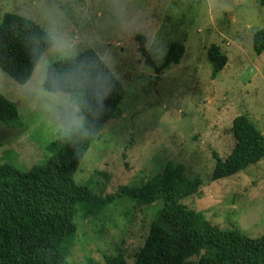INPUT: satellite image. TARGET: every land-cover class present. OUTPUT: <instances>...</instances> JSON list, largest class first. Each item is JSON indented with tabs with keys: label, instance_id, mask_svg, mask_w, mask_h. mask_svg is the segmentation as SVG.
<instances>
[{
	"label": "rangeland",
	"instance_id": "obj_1",
	"mask_svg": "<svg viewBox=\"0 0 264 264\" xmlns=\"http://www.w3.org/2000/svg\"><path fill=\"white\" fill-rule=\"evenodd\" d=\"M22 2L0 0V24L5 14L17 16ZM135 3L140 30L123 41L102 34L126 93L115 117L89 145L74 181L104 195L136 187L168 162L182 163L188 176L198 175L203 182L183 201L189 208L222 230L237 227L250 238L264 236V159L219 181L210 178L213 153L225 158L232 148L229 128L235 116L245 115L264 136V52L256 56L252 49V34L264 29V7L257 0ZM137 36L144 38L156 66L170 43H182L180 62L156 74L141 55ZM0 37L5 38L3 31ZM211 45L227 57L213 80L206 55ZM17 86L0 69V94L15 104L21 122L17 127L0 124V165L25 171L51 155L47 146L56 133L25 108ZM131 206L129 200L116 201L89 217L77 231L70 262L104 264V256L118 252L134 264L150 213Z\"/></svg>",
	"mask_w": 264,
	"mask_h": 264
},
{
	"label": "trees",
	"instance_id": "obj_2",
	"mask_svg": "<svg viewBox=\"0 0 264 264\" xmlns=\"http://www.w3.org/2000/svg\"><path fill=\"white\" fill-rule=\"evenodd\" d=\"M257 3L264 7V0ZM0 25V34H5V38L0 37L4 45L0 47V69L19 84L28 69L27 56L17 43L20 21L13 14H5ZM137 38L141 55L156 74L178 64L183 56L182 43L172 42L162 64L156 66L146 53L144 38ZM252 49L256 56L264 52V29L252 34ZM206 55L213 80L224 68L227 57L216 45H211ZM125 93L114 77V87L96 120L98 131L115 117ZM0 124L21 126L15 104L1 94ZM229 129L233 140L230 152L225 158L213 153V182L264 159V136L245 115L235 116ZM96 137L82 142L76 150L74 145L55 137L47 146L51 155L29 170L0 165V264H72L69 255L79 227L120 200H129L134 204L132 209L150 213L147 233L134 255V264H264V236L250 238L237 227L222 230L183 202L198 193L203 182L198 175L188 176L182 163L168 162L159 173L136 187L123 186L104 195L77 184L76 170ZM86 262L91 260L86 258ZM104 264L128 263L116 252L104 256Z\"/></svg>",
	"mask_w": 264,
	"mask_h": 264
},
{
	"label": "clouds",
	"instance_id": "obj_3",
	"mask_svg": "<svg viewBox=\"0 0 264 264\" xmlns=\"http://www.w3.org/2000/svg\"><path fill=\"white\" fill-rule=\"evenodd\" d=\"M16 15L28 59L17 95L76 150L100 134L96 120L114 87L115 61L102 34L123 41L143 27L135 0H23Z\"/></svg>",
	"mask_w": 264,
	"mask_h": 264
}]
</instances>
